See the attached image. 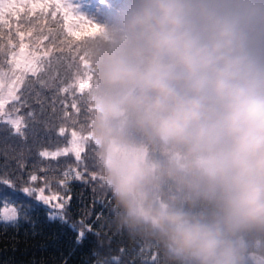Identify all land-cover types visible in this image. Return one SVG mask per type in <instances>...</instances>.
<instances>
[{
	"label": "clouds",
	"instance_id": "obj_1",
	"mask_svg": "<svg viewBox=\"0 0 264 264\" xmlns=\"http://www.w3.org/2000/svg\"><path fill=\"white\" fill-rule=\"evenodd\" d=\"M97 37L90 133L127 217L189 264H238L264 229V0H118Z\"/></svg>",
	"mask_w": 264,
	"mask_h": 264
},
{
	"label": "trees",
	"instance_id": "obj_2",
	"mask_svg": "<svg viewBox=\"0 0 264 264\" xmlns=\"http://www.w3.org/2000/svg\"><path fill=\"white\" fill-rule=\"evenodd\" d=\"M100 6L113 18L118 0ZM19 26L39 38L42 53L6 105L19 127L0 119V264H189L158 233L127 217L91 138L88 49L100 32L69 38L62 12L24 17ZM10 35L0 27V69L8 67L7 51L15 44ZM72 131L89 135L82 151L45 155L68 145ZM150 150L160 157L169 152L165 145ZM51 194L59 197L57 205L44 198ZM160 195L182 192L166 183ZM204 207L197 203L192 210ZM253 253L264 257V229L240 233L238 264H255Z\"/></svg>",
	"mask_w": 264,
	"mask_h": 264
},
{
	"label": "snow or ice",
	"instance_id": "obj_3",
	"mask_svg": "<svg viewBox=\"0 0 264 264\" xmlns=\"http://www.w3.org/2000/svg\"><path fill=\"white\" fill-rule=\"evenodd\" d=\"M63 13V19L67 26L69 38H87L96 35L101 31V26L85 22L83 18L75 17L71 9L66 4H61L60 0H2L0 2V27H5L10 33V39L15 40L13 45L12 61L16 65L17 71L33 67L36 59V52L42 51L39 47V38L33 39L28 31L20 28L19 20L32 15L56 16ZM31 41L26 43L25 41ZM35 46L36 51H33ZM87 64V61H84ZM15 76V73L13 74ZM18 83V78L15 81ZM86 81L81 84L83 88ZM15 87V83L4 82L0 91ZM2 106V101H0ZM51 199L59 200L58 196L53 195Z\"/></svg>",
	"mask_w": 264,
	"mask_h": 264
},
{
	"label": "rangeland",
	"instance_id": "obj_4",
	"mask_svg": "<svg viewBox=\"0 0 264 264\" xmlns=\"http://www.w3.org/2000/svg\"><path fill=\"white\" fill-rule=\"evenodd\" d=\"M103 1V2H102ZM2 2V0H0ZM106 0H99V4L95 5L93 4L92 0H60L61 4H66L69 9L74 13L75 16H78L80 18H83L85 21H90V23L96 24L101 26L100 33L103 32V28L105 25L110 24L113 20L112 17L109 16L108 10L106 7L102 9L100 4L102 5L105 3ZM97 12V13H96ZM26 43H31V41H25ZM33 51H36L35 46H33ZM8 67L7 68H1L0 69V88H2L4 82H11L15 83V87L10 89L11 94L9 95L8 89H4L3 91H0V101H2V106H0V119L9 120L15 125L16 127H19L20 124V118L15 117L14 113H9L6 109V105L8 102L13 100L15 98L16 92L21 86L23 79L27 73H33L37 69V63L41 57V51L36 52V59L33 61V67L28 69H22L17 71L16 65L12 61L13 56V46L8 48ZM15 73V76L13 75ZM18 78V83H16V79ZM64 132V130H63ZM88 134H82L77 131H72L69 137V143L66 146L57 147L54 150H46L45 155H59L61 153L72 151L74 153H78L82 151L85 147L86 141L88 139ZM106 177H108L107 173ZM106 180H108L106 178ZM109 183L112 185L111 181L109 180ZM40 197H42L41 192L38 194ZM53 194L49 196H44V198L52 205H57L58 201L55 199H51ZM57 196V194L55 195ZM7 213H11V208L5 207L4 208ZM256 256L255 253L251 255V257Z\"/></svg>",
	"mask_w": 264,
	"mask_h": 264
},
{
	"label": "water",
	"instance_id": "obj_5",
	"mask_svg": "<svg viewBox=\"0 0 264 264\" xmlns=\"http://www.w3.org/2000/svg\"><path fill=\"white\" fill-rule=\"evenodd\" d=\"M254 260L256 261L257 264H264V258L260 256H255Z\"/></svg>",
	"mask_w": 264,
	"mask_h": 264
}]
</instances>
